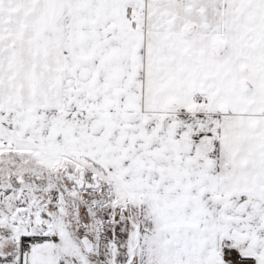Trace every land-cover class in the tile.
<instances>
[{"label": "snow or ice", "instance_id": "6c2138e0", "mask_svg": "<svg viewBox=\"0 0 264 264\" xmlns=\"http://www.w3.org/2000/svg\"><path fill=\"white\" fill-rule=\"evenodd\" d=\"M0 264H264V0H0Z\"/></svg>", "mask_w": 264, "mask_h": 264}]
</instances>
